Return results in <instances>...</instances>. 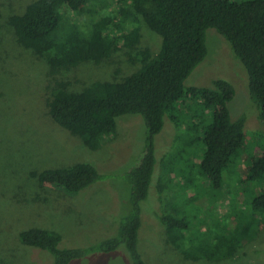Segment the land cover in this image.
Returning a JSON list of instances; mask_svg holds the SVG:
<instances>
[{"label":"trees","instance_id":"obj_1","mask_svg":"<svg viewBox=\"0 0 264 264\" xmlns=\"http://www.w3.org/2000/svg\"><path fill=\"white\" fill-rule=\"evenodd\" d=\"M104 1L35 0L22 14L11 16L8 23L18 44L38 58H45L53 77L85 63L99 64L122 49L128 50L131 61L137 63L136 71L120 80L94 81L79 91H73L69 82L56 79L48 103L51 119L91 151L113 141L118 135L120 117L144 118L147 139L142 158L138 166L121 176L128 187L123 204L126 212L119 219L113 238L87 248L64 247L60 233L37 227L21 231L18 241L22 246L41 250L44 264H72L91 253H111L121 246L129 253L132 264H147L139 250V232L148 218V207L155 201L163 206L158 221L166 232L167 244L185 261L196 264L230 260L237 255L235 242L242 230L256 240L263 231V226L256 227L254 220L264 217V187L250 195L251 222L243 224V217L239 216L227 236L210 229L203 236L190 235L185 217L174 214L167 202L170 193H177L178 189L168 188L173 177L170 183L166 182L175 168L169 173L163 169L164 157L156 155L155 138L170 121L177 130L171 144L173 150L186 135L187 148L198 143L202 146L203 153L194 152L190 160H201L197 169L183 180L187 189L194 187V180L200 177L208 180L212 189L219 190L224 174L230 173L233 165H241L249 142L245 119L232 121L229 104L235 97L234 86L224 79L215 80L210 87H187L185 82L208 56L207 31L216 30L229 42L249 76L251 98L264 127V0H115L117 10L102 16L99 9ZM141 22L162 39L155 55L149 49H138ZM1 29L0 10V35ZM183 124H187L186 131L180 133ZM253 136L260 142L264 140V134L263 139L258 134ZM258 147L261 153L247 161L246 175L239 183L264 186V143ZM184 152L185 148L180 150V154ZM188 163L183 165L187 167ZM31 176L42 186L50 184L67 195L77 196L108 174H103L93 162H79L34 171ZM176 183L174 180L172 188ZM195 197H190L189 202ZM209 234L213 236L207 237ZM259 252L262 253L257 245L248 254Z\"/></svg>","mask_w":264,"mask_h":264},{"label":"rangeland","instance_id":"obj_2","mask_svg":"<svg viewBox=\"0 0 264 264\" xmlns=\"http://www.w3.org/2000/svg\"><path fill=\"white\" fill-rule=\"evenodd\" d=\"M33 1L0 0V264L45 263L41 250L22 246L18 241V234L29 228L60 233L63 246L68 248H87L113 238L118 221L126 212L123 204L128 196V187L121 176L129 168L139 165L147 139L144 118L126 115L118 119V135L113 141L98 151H91L51 119L48 103L50 89L56 79L69 82L73 91H79L94 81L120 80L136 71L138 65L131 61L128 50L122 49L99 64L85 63L53 77L45 58H38L18 44L8 23L11 16L22 14ZM99 10L102 16L109 15L117 10L116 1L105 0ZM140 27L142 36L138 49H149L152 54H157L162 44L161 37L142 22ZM207 45L208 56L192 72L185 85L210 87L215 80L224 79L234 86L235 97L229 104L232 121L245 119L246 141L249 142L241 165H233L230 173L224 174V183L219 190L212 189L210 182L200 177L194 180V187L187 189L182 184L183 180L197 169L201 160L190 162L194 152L203 153L202 146L198 143L194 148H187L189 137L186 135L173 150L171 144L177 130L170 121L156 136L155 146L156 155L164 157L166 173L175 168L173 174L166 177V182L173 177L172 184L174 180L177 183L172 188L169 182L168 188L171 191L178 189L177 193H170L167 202L174 214L180 213L185 217L190 235H202L210 229L227 236V230L235 228L239 216L243 217V224L252 221L250 195L264 187L239 183L246 175L247 161L261 153L258 146L264 140L260 142L252 137L258 134L263 139L264 127L251 98L249 76L236 59L229 42L216 30L209 29ZM186 125L179 128L180 133L186 131ZM184 148L185 152L180 154ZM187 161L190 164L185 167L183 163ZM79 162H93L108 177L77 196H70L50 184L40 185L31 176L34 171ZM161 175L159 168L157 177ZM157 180H154L155 184ZM153 193H156L154 188ZM192 196L196 197L189 202ZM156 203L153 201L148 207L149 212L145 213L148 218L143 221L139 232V250L143 259L147 264H194L185 261L167 244L166 232L158 221L163 206ZM254 221L256 227L263 226V231L256 240L242 230L235 242L238 248L235 257L220 263L196 264H264V217L258 216ZM249 232L252 234L250 229ZM257 245H260L262 253L249 255ZM72 264H132V260L121 246L111 253H91Z\"/></svg>","mask_w":264,"mask_h":264}]
</instances>
